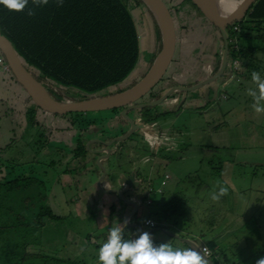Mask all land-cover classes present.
Here are the masks:
<instances>
[{"label":"rangeland","instance_id":"rangeland-1","mask_svg":"<svg viewBox=\"0 0 264 264\" xmlns=\"http://www.w3.org/2000/svg\"><path fill=\"white\" fill-rule=\"evenodd\" d=\"M160 2L168 11L174 27L175 53L166 74L153 91L141 100L142 104L152 103L168 89L197 85L212 77L211 75L216 70L215 65L205 64L210 61V57L215 59L214 50L206 53L201 49L197 52L198 55L195 54L193 64H189V60H184L179 68L180 61L177 60L180 45L178 26L187 28L190 19L203 17L192 7L189 0L178 2L160 0ZM218 11L224 13L225 9H218ZM131 13L136 23L137 33L141 35L142 40L139 42L141 50L138 63L124 82L127 84L140 82L148 73L149 64L154 56L153 52L156 51L155 38L158 37L153 17L143 6L138 9L133 7ZM205 21L203 20V22ZM242 25L240 33L236 35L240 44L250 48L261 46L262 43L254 40L258 35L256 31L254 29L248 30L247 24ZM201 34L203 33H199V35ZM217 36L219 37V34ZM218 43L219 59L221 60L224 45L220 41ZM209 46H212V43ZM254 57H259L264 61L263 53ZM239 61L243 60L239 59ZM228 62H230V59ZM213 64H216V62ZM242 70H244L243 62H241L239 71L234 72L232 80H229L228 76L225 77L224 74L215 83L218 96L216 101L212 103H208L205 99V103H200L191 109L187 107L186 103V106L184 105L182 109L176 108L184 100H199L202 91L197 90L191 93L174 94L158 106L130 112L129 117L139 119V124L143 127L144 133L137 127L138 132L136 134L119 144L121 147L126 146V149L131 142L137 144L135 146L137 150L140 147L138 151L128 150L131 154L128 153L126 156L132 161L121 162L123 163L121 171L131 173L136 169L133 165V162H135L139 165L138 170L143 175L142 179L149 176L155 177L156 179L152 181L154 185L156 184L155 187H164V189H168L167 191L170 194L167 193L162 198L157 193H153L152 200L155 202L158 200L169 201L171 198H175L180 203L181 213L186 214H179V217L175 216V218L172 216L165 221L168 223L171 218H174L177 219L180 228H183L185 224H189L193 230L194 235H190L177 229L173 224L167 226L169 229H163L166 234L160 235L157 239V245L168 242L174 248L185 249L188 248L182 242L185 239L199 243V246H201L202 241L211 244L215 240L216 244H212L215 252L220 258H222L221 255L227 256V259L222 262L223 264H256L259 258L264 257V221H261L260 218V216L264 218L262 198L259 197L256 200L257 209L252 208L254 214L250 220L245 224L240 223L238 225L233 223L232 218L227 224H209L212 221L216 223L212 216L205 223H196L195 219L190 217L194 215L195 207H202V203H199L200 201L195 198V200L193 199L192 209L186 210L187 205L184 198L191 200L194 192L201 193L205 185L212 183L207 178L212 168L214 169V171L212 170L213 173L218 175L219 168L221 174L224 165L231 163L235 165V188L246 192L251 191L250 197H253L255 192H264V114L257 115L251 108L253 101L247 95V89L253 87V84L250 80H244ZM229 71L230 69L226 70V72ZM253 71L257 70L252 68ZM257 72L262 74L264 69L258 68ZM0 81L3 82H0L2 84L0 89V163L5 164V167L0 166L3 173L0 177L7 179L6 182L16 181L19 184V189H21L15 195L9 192L11 196L8 199L7 206L13 208L15 213L10 221L8 218L4 222L6 226L18 224L16 215L22 213L27 217L22 227L29 228L28 225H30L31 219L29 216L37 218L42 207H49L54 215L61 218L59 221L44 219L46 227L42 231L43 233L40 230L39 233L33 235L27 231L25 235L20 230V232L11 234L9 240L13 244L18 243L27 246V251L30 254L36 253L42 256L56 257L57 253L62 250L63 245L71 239V231H75L83 237H86L92 231L96 233V218L99 214L90 209L89 218L85 223L75 218L73 209H79L81 201L85 197H82V192L77 190V187L64 182L68 180V175L72 179L76 178V172L69 174L67 171L73 165L76 150L72 148L74 144H77L78 135L76 132H80V126L82 128L93 126L91 129L95 128L97 130L108 123V120L103 121L100 119L112 115L100 113H90L87 116L79 115L82 119V124L79 125L76 124L77 115L74 113H66L58 117L42 109L26 91L17 87L16 80L12 74L6 73L4 66H0ZM62 91L70 97L81 95L78 91L71 89H63ZM222 96L226 98L223 99ZM212 99L213 96L210 95V100ZM71 121H75V123L70 124ZM90 121H93L95 125L90 124ZM150 121L155 124L151 126ZM147 122L148 125L146 126ZM126 130L127 127L122 128L120 132L124 133ZM97 131L95 134L98 135L100 131ZM107 132V130L104 131V133ZM141 132L145 136H142ZM111 133L114 135L117 134V131ZM90 136L89 134L86 138L88 139ZM92 141L93 139H90L85 147L87 153L83 157L86 160V165L85 169H80L79 175L86 170L87 172L93 171L90 164L93 163L92 160H95V158L90 157L89 160V156L92 155L90 154L91 151L88 150L90 146L93 152L96 151L92 146ZM66 143L68 145H65ZM132 146L134 145L130 147L134 149ZM115 157H112L113 161L109 168L113 174L115 173L113 167L117 168L119 163L118 158ZM7 161H10V164L7 165L6 163H9ZM245 161L247 163L244 164ZM86 166L88 167L86 168ZM117 175L116 172L114 176ZM166 175L168 179L170 177V180H166ZM95 176L92 180L93 183L97 184L100 179L97 178V173ZM219 179H221L220 175ZM143 180V188L146 194L149 186L145 178ZM155 180L157 181L154 182ZM176 181L177 185L175 184ZM219 182L221 181L219 180ZM114 185L122 190L124 195L128 194V190L135 189V187H129L126 183L124 185L123 183L122 185ZM185 185L186 187H184ZM222 185L225 186L224 183ZM186 195H189L187 196L189 199L185 197ZM15 196L18 197L15 198ZM115 199L116 206L120 208H127L126 201L132 200L130 198H125L126 201L122 198ZM158 210L159 206L156 204L149 208L145 206V215L141 222L145 231L152 230V228L145 225V220L149 214L153 215L154 213L153 218L157 222L161 221V217H155ZM25 212L26 214H24ZM238 216L244 217L242 214ZM185 220L187 221L185 222ZM39 223L41 221L36 226H39ZM31 226L35 225L31 224ZM156 227H159L158 224ZM211 227L215 228L212 229ZM223 234L226 239H218ZM201 235H205V237L201 239ZM174 237H179L182 241ZM96 238L100 239L98 240L100 244L103 243V237L98 236ZM97 253L98 251L92 247L87 256H95ZM208 258L215 264L218 263L219 259L215 257L213 252ZM96 263L97 259H95L94 264Z\"/></svg>","mask_w":264,"mask_h":264},{"label":"trees","instance_id":"trees-1","mask_svg":"<svg viewBox=\"0 0 264 264\" xmlns=\"http://www.w3.org/2000/svg\"><path fill=\"white\" fill-rule=\"evenodd\" d=\"M190 3L203 17L197 7ZM140 6L147 10L141 0H63L62 7L57 6V0H49L48 5L36 9L31 17L26 14L27 9L17 13L0 6V32L50 96L57 101H66L63 100V89L95 95L123 83L134 71L140 57V41L131 12L133 7ZM232 12L234 10L225 9L221 15ZM242 24H247L248 30L254 29L258 34L254 40L262 43L261 46L246 47L240 44L236 34L232 35L237 38L238 49L230 44L229 59H241L245 64L247 61L253 62L255 55L264 54V0H258L243 21L232 25L231 33L235 26L242 29ZM157 32L158 48L148 70L161 51L158 28ZM86 153L84 148L79 147L76 157H83ZM7 162V165L10 164V161ZM218 173L216 177L220 175V168ZM6 180L0 177V264H75L57 257L30 254L27 246L10 242L9 236L15 232L21 230L25 235L27 231L36 235L43 231L46 225L44 219L59 221L61 218L54 215L49 207H42L37 218L29 216V228L22 227L27 219L22 213L16 215L18 224L6 226L4 221L8 218L10 221L15 213L13 208L7 206L11 196L9 192L15 195L21 190L16 181ZM179 205V201L173 198L155 213V217H161L160 228H164L166 219L186 215L181 213ZM39 221L41 223L36 226Z\"/></svg>","mask_w":264,"mask_h":264},{"label":"crops","instance_id":"crops-1","mask_svg":"<svg viewBox=\"0 0 264 264\" xmlns=\"http://www.w3.org/2000/svg\"><path fill=\"white\" fill-rule=\"evenodd\" d=\"M171 1L178 2V1H182V0H171ZM138 8H140V7H136V9H138ZM153 20L155 23L154 26L156 27V30H157L158 26L156 24L154 17H153ZM203 20H206V19L204 17L199 18V19H193L192 18V19H190L189 26L187 28H182V27L178 26V29H179L178 32L180 34V37H179L180 38V45H179L178 57H177V60L180 61V63L178 64L179 68L182 66L181 63L184 60H186V61L189 60V64L190 63L193 64L195 62L194 56H195V54L198 55L197 52H199V49H201V51L203 50L206 53L212 52L214 50V53H215L214 55L219 54L218 53V51H219L218 41L221 42V37H220V35H219V37L217 36L219 33H217V32L215 33L214 28L212 27V25L207 20L205 22H203ZM173 31H174V27H173ZM201 32L203 34L199 35V33H201ZM204 32H206V33H204ZM174 34H175V32H174ZM155 39H156L155 48L157 50L158 42H157V38H155ZM174 43H175V36H174ZM211 43H212V46H209V45H211ZM155 52H153V53L155 54ZM174 53H175V45H174ZM174 53H173V56H174ZM200 53H203V52H200ZM0 57L3 58V55L1 54ZM209 59H210V61H208V62H211V63L206 62L205 64L215 65V64H213L216 62L215 59L211 58V57ZM3 60H4V62H6L4 58H3ZM263 65H264V61H262L259 57L258 58L255 57L253 59V62H251V63L249 61H247L244 64V62H243L244 70H242V75L244 77V80L245 81H247V80L251 81L252 68H254V69H256V68L262 69L263 68L264 69ZM0 66H2V65L0 64ZM249 68H250V70L248 71ZM8 74H10V73H8ZM261 76L264 77V73H262ZM0 82H2V81H0ZM17 87L21 88L18 85V83H17ZM1 88H2V84L0 83V89ZM222 98L225 99L226 97L224 98L222 96ZM200 99L201 98H199V100H196V101H191V100L186 101L187 107H190V109H191L193 106L200 104L201 103ZM131 145H133V144L130 143V145H127V149H126V146L125 147L118 146V147L112 148L113 152L114 151L118 152L117 150H119L118 153H120V152L122 153L121 156H119V157H117V155H115V156L118 158V161H119L117 168L119 169L120 175H122L121 179H122L123 185L125 183V179L123 178V176H128L131 173H129L127 171H124V172L121 171V166H123V163L128 161V160L132 161L128 156H126L128 153L131 154V152H129L128 150H131V151L137 150L135 148V146H132L134 148V149H132L130 147ZM74 148H75V144H74V147L72 149H74ZM139 149H140V147H139ZM71 152L73 153V151H71ZM73 160H74L73 165L71 168L68 169L67 172L69 174L76 172V178L72 179L71 176L68 175L67 176L68 180L65 181L64 183L77 187V190L82 192V197H85V199L83 198L81 201V204H80L81 207H79V209H77V210L73 209L74 217L77 218L78 220H81L82 223H85L89 218L88 216H89L90 211H91L90 209H92V211L94 210L97 214H99L96 218V221H97L96 226H95L96 233H93V231H92L91 233L87 234L86 237H83L80 234L76 233L75 231L74 232L71 231L70 232L72 234L71 239L68 240L67 243L63 245L62 250H60V252L57 253L56 257L60 258V259H64V260H69L71 262L75 261L76 264H94L95 259H97V255H95V256H93V255L89 256L88 255L87 256V253L92 249V247H94L98 251L99 247L106 241L109 229L114 224H116L117 222L122 223L124 221V218H121L119 216V214L122 215V214H124V212L130 213L133 211V209H131V208L127 209L124 207L120 208V207L116 206V203H115L116 199L115 198H120V196L118 194H115L114 192L112 193V191H113L112 189L118 188V187L115 186L114 184H111L110 181H108L106 179L103 180L101 183V187H100L98 185V183L97 184L93 183V180L88 181L87 175L85 178V174H86L87 170L85 172L81 173V175H79L80 171H81L80 169H82V170L85 169L86 161L84 160V157L77 158L76 156H74ZM111 160H113V159H111ZM121 162H123V163H121ZM102 163L109 170V168L111 167V164H109L110 162L109 161H103ZM133 163H134L133 164L134 167H136V169L134 171H137L139 173V175H141L143 177L141 172H139V170H138L139 165H137L135 162H133ZM245 163H247V161H245L244 164ZM233 164L234 163L224 165L223 171L220 174L221 179H219V177H216V175H214V173H213L214 169L212 168L211 171L209 172V174L207 175V178H209L210 182H212V183L210 185H205V187L201 193H198L197 191L194 192V195L191 198V200L187 197L189 195L185 196L189 199V200H186L184 198L185 203L187 205L186 210L192 209V205L194 204L193 199L195 200V198H197L200 201L199 203H202V207H200V208L195 207V212L193 213L194 215L190 217V218H194L196 223H199V222L205 223L207 221V219L212 216V218H214L216 220V223L214 221H212V223H209V224H213V223H214V225L215 224L219 225V224H223V223L227 224V222L229 223V221H231V218L233 219V223H235V225H238L240 223L245 224L250 220L251 216L254 214L252 212V210L257 209L255 202L259 197L262 198V200H263V205H262L263 210L262 211L264 213V192H258V193L255 192L253 197H250L252 194L251 191L246 192L245 190H238L237 188H235V186H234V180H235V174H234L235 169L234 168H235V165H233ZM90 165L92 166V164H90ZM87 167L88 166H86V168ZM67 172H66V174H67ZM99 176L100 175H98L97 178H99ZM79 177H81V178H79ZM166 177H167V175H166ZM144 178H145V181L148 184L149 188H148V191L143 198V201L139 200L137 193L128 192L127 195L123 194L125 198H130V199H134L135 201H137L138 205L140 206V209H139L137 215L129 220L130 224H134V223L141 224L143 217L145 215V212H144L145 206L149 208L150 206H153L154 204H156L159 206V209H160L163 205H165L168 202V200H166V201H159L158 200L156 202L153 201L152 200L153 193H157L160 197L162 196V198H163L164 196L167 195V193L169 195L170 192L167 191L168 189H164V187H160V186L155 187L156 184L154 185L152 183L153 179H156L155 177L153 178L152 176H149V177H144ZM150 178H151V180H150ZM166 180H170V177H169V179L166 178ZM219 180L221 181L220 182L221 184L224 183L225 187L228 188V194L226 196L222 197L219 201H213L211 199V196H212L214 190L218 191V189L215 188V185ZM156 181L157 180H155L154 182H156ZM122 183H120V184L122 185ZM175 184L176 185L178 184L177 181ZM184 187H186V185ZM150 188H152L154 192L150 193L149 192ZM170 189H171V187H170ZM158 191H162V193H159ZM83 193H85V194L83 195ZM249 193H250V195H249ZM79 197H81V196H79ZM251 198H252V200H251ZM248 199H250V200H248ZM240 202H241V204H240ZM257 212H258V210H257ZM239 214H242L244 217L238 216ZM153 215H154V213H153ZM153 215L149 214V216L146 218L145 221L152 220V221H155L158 224V226H160V223L157 222L153 218ZM90 216L93 218L92 215H90ZM174 218H171L168 223L166 222L165 224H163L164 228L156 227V228H152V230H150V231L156 230V231H154L155 233H153V232L151 233L155 245L158 244L157 239L160 237V235L164 234V233H162L161 230L162 229H169V227H167V226H170L172 224L174 227L181 230L182 232H185L186 234L194 235L193 230L190 228L189 224H185V226L183 228H180V226L178 225V221H176ZM260 218H261V221H264V218L262 216H260ZM186 221L187 220H185V222ZM189 221H192V220H189ZM45 227H46V225H45ZM45 227L43 228V231H44ZM211 228L214 229L215 227L214 228L211 227ZM128 230L129 229L126 227V229H125L126 238H128V233H127ZM98 236L103 237L102 238V242H103L102 244H100L98 241L100 239L96 238ZM203 237H205V235H201V239ZM218 239H226V237L223 234V235L219 236ZM201 243H202L200 246L201 249L204 247H208L210 249L211 253L213 252L215 257H217L219 259L218 260L219 263L223 264L222 262H224L227 259V256L225 257V255H221L222 258H220L218 256V254L215 252V249L212 246L213 243L216 244L215 240L211 244L206 243L204 241H202ZM197 244L199 245V243H197ZM81 247L84 248L83 252L80 251ZM82 260H84V261H82Z\"/></svg>","mask_w":264,"mask_h":264},{"label":"water","instance_id":"water-1","mask_svg":"<svg viewBox=\"0 0 264 264\" xmlns=\"http://www.w3.org/2000/svg\"><path fill=\"white\" fill-rule=\"evenodd\" d=\"M141 1L156 21L161 36V51L155 58L148 73L140 82H138L129 90L109 97L86 99L78 102L55 100L50 96L45 86L37 81L36 78H34L32 74L27 70L24 62L16 53L13 45L0 32V52L6 61L5 63L9 66L11 74L15 78L18 85L24 91H26V93L32 99H34L39 106H42L45 110L53 114L63 115L66 113H93L128 107L122 112V116L126 121L129 122L131 126L130 131L126 135L118 137L109 143H102V146H104L105 148H110L111 146H113V144L116 143H122L129 139L133 135V133H135L136 126L134 124V121L127 116L128 112L155 107L162 104L166 99L174 94L191 93L197 90L202 91V95L200 96L201 103H205V99L206 101H208V103L216 101L218 96V89L215 86V83L225 74L229 59L230 46L227 30L235 23L243 21L258 0H190L202 13L203 17L219 31V35L224 44L219 70L212 77L202 81L197 85L187 88H171L165 91L159 99L153 101L152 103L134 105V103L151 92L161 81L172 62L174 53V31L168 11L160 2V0ZM218 9H231L234 10V12L228 13L226 15H221V12H219ZM141 40L142 37L141 35H139V41ZM228 68L231 70L230 74L228 75V79L230 80L233 76V70L231 65L228 66ZM81 94L88 95L85 93ZM211 94L213 96L212 100H210L209 98ZM185 103V100L182 101L180 106L176 108L182 109ZM88 150L91 151L90 154L92 156L98 157V159L96 160V166L102 174L98 182V185L100 187L102 181L105 180L108 176H110L109 178L114 182V184L116 183L115 180L117 178H122L118 168L113 167L115 173L117 172L118 174L117 176H114L115 173L113 174V172L111 170H108L102 163L103 161H109L111 164V161H113L111 160L113 156L110 149H102L93 152L89 146ZM110 173L111 175H109ZM91 174L92 176H94V171H91ZM123 178L126 179V177ZM133 181L134 177L126 180V184L129 187H132ZM120 183H122V181L119 182V184ZM113 192L115 194H118L120 198L126 201L124 195L120 191H112V193ZM143 198V196H139L140 201H143ZM126 205L128 206L127 209L131 208L133 209V211L130 213L124 212V214H119V216L121 218H124V220H130L137 215L140 206L138 205L137 201L133 199L126 201ZM127 227L129 228L128 238H136L138 231H145L144 227L139 223H134L131 225L130 223H128ZM154 231L156 230L149 231V233L151 234ZM161 231L162 233L166 234L163 229ZM174 238L177 240H181L179 237ZM182 242L185 243L188 247H192L196 251L201 250V247L194 241L185 239ZM207 259L210 261V264H214V262L211 261L208 257Z\"/></svg>","mask_w":264,"mask_h":264},{"label":"clouds","instance_id":"clouds-1","mask_svg":"<svg viewBox=\"0 0 264 264\" xmlns=\"http://www.w3.org/2000/svg\"><path fill=\"white\" fill-rule=\"evenodd\" d=\"M49 0H0L9 12H24L27 15H35L36 9L48 5ZM57 6H63V0H57ZM253 87L247 89V95L252 98L251 108L259 115L264 114V77L257 71L251 73ZM211 196L213 201H219L228 194V188L219 181L216 183ZM130 221L125 219L117 222L108 232L106 241L99 247L97 264H210L207 259L208 249L200 251L192 247L181 249L174 248L170 243L155 245L152 235L147 232H139L136 238H126L125 229ZM81 252L84 248L81 247ZM256 264H264V257L259 258Z\"/></svg>","mask_w":264,"mask_h":264},{"label":"flooded vegetation","instance_id":"flooded-vegetation-1","mask_svg":"<svg viewBox=\"0 0 264 264\" xmlns=\"http://www.w3.org/2000/svg\"><path fill=\"white\" fill-rule=\"evenodd\" d=\"M211 24V23H210ZM212 27L214 28V31H215V33L217 32V33H219V31H218V29L216 28V27H214L213 25H212ZM227 32H228V40H230V37H231V31H230V27L228 28V30H227ZM221 42H222V44H223V41H222V39H221ZM224 45V44H223ZM229 46H230V43H229ZM230 53V52H229ZM214 58V57H213ZM230 58V57H229ZM229 60V59H228ZM215 61H216V64H215V66L214 67H216V70L214 71V73H213V75L219 70V67H220V63H221V60L219 59V54H217V55H215ZM218 61V62H217ZM208 63H211V62H208ZM231 65V61L230 62H228V65H227V68H226V70H228L229 68H228V66H230ZM226 70H225V77H227L229 74H230V71L229 72H226ZM233 74H234V72H233ZM213 75H211V76H213ZM231 79H233V78H231ZM230 79V80H231ZM138 83V82H137ZM137 83H132V82H130L129 84H127V83H122V84H119V85H117V86H114V87H112V88H110V89H107V90H104V91H102V92H100V93H98V94H96V95H93V96H90V95H84V94H81V95H78V97L77 96H75V97H70L68 94H66V93H64V92H62V94H63V100H65L66 99V101H69V102H78V101H83V100H86V99H94V98H104V97H109V96H113V95H117V94H120V93H122V92H124V91H126V90H129L130 88H132V87H134ZM153 91V90H152ZM145 97V96H144ZM143 97V98H144ZM143 98H141L140 100H138L136 103H134V105H140V104H142L141 103V100L143 99ZM160 97H158L157 99H159ZM128 107H124V108H120V109H115V110H109V111H101V112H93V113H100V114H111L112 116H110V117H105V118H103V119H100V120H103V121H107L108 120V123L106 124V126H103V127H100V128H98L97 130L95 129V128H93V129H91V127H93V126H87L86 128H82L81 126H80V132H76V134L78 135V139H77V144H75V150H77L79 147H82V148H84V150H86V145H87V143H88V141H90V139H93V141H92V146H93V148H94V150H104V149H110L111 151H112V148L113 147H118V146H120L119 144L120 143H116V144H113V146H111L110 148H105L104 146H102V143H109V142H111V141H113V140H115L116 138H118V137H122V136H124V135H126L129 131H130V129H131V126H130V124H129V122L128 121H126L124 118H123V116H122V112L125 110V109H127ZM129 113L130 112H128L127 113V116L129 117ZM75 115H77L76 116V124H79V125H81L82 124V119L79 117V115H83V116H87V115H89L90 113H74ZM55 115H57L58 117H61L59 114H55ZM130 118V117H129ZM71 119H73V118H71ZM106 119V120H105ZM130 119H132L133 121H134V124H135V126H136V131H135V133H133V135L134 134H136V132H138L137 130H138V128L137 127H139V130L141 131L142 130V126L139 124V119H135V118H130ZM70 123V122H69ZM75 123V121H71V123L70 124H74ZM90 124H94L95 125V123H93V121L91 122L90 121ZM89 124V125H90ZM155 123H153V121L151 122L150 121V125L152 126V125H154ZM146 126L148 125V122L145 124ZM150 126V127H151ZM127 127V130L123 133V132H120V130L122 129V128H126ZM149 127V128H150ZM105 130H107L108 132L107 133H104V131ZM99 132L100 131V133L97 135V134H95V132ZM114 131H117V134H114V135H112V133L111 132H114ZM142 132L144 133V130H142ZM141 132V134H142V136H145V134H143ZM89 134L91 135L88 139L86 138L87 136H89ZM132 135V136H133ZM85 137V138H84ZM142 142H144V141H142ZM132 143V142H131ZM134 146H136L137 144H135V143H132ZM65 145H68V143H66ZM73 149V150H74ZM118 152H119V150H117ZM118 152H116V151H112V156H115V155H117V157H119V156H121V152L120 153H118ZM115 153V154H114ZM114 154V155H113ZM75 156H76V154H75ZM90 157L91 158H95V160H92L93 161V164H92V168H93V171H94V176H92V174H91V172H86V174H85V178H86V175H87V179H88V181L89 180H92L93 178H95L96 176V173L98 174V175H100L99 176V178L98 179H100V177H101V172L99 171V169H98V167L96 166V160L98 159V157L97 156H89V160H90ZM85 160V159H84ZM86 161V160H85ZM110 164V163H109ZM135 170V169H134ZM132 171L131 172V174L130 175H128V176H126V179H125V183H126V180H129L130 178H132V177H134V181L132 182V187H135V189H132V190H128L130 193L132 192V193H137V195L138 196H145V190H144V188H143V179H142V176L141 175H139V173L137 172V171ZM86 180V179H85ZM107 180L108 181H110L111 182V184H114V182L112 181V180H110V178L108 177L107 178ZM116 185H119V182L120 181H122V179L120 178H117L116 180ZM137 187V188H136ZM113 191H121L122 192V190H120L119 188H113L112 189ZM133 190H135V191H133Z\"/></svg>","mask_w":264,"mask_h":264},{"label":"built area","instance_id":"built-area-1","mask_svg":"<svg viewBox=\"0 0 264 264\" xmlns=\"http://www.w3.org/2000/svg\"><path fill=\"white\" fill-rule=\"evenodd\" d=\"M240 31H241V28H240L239 26H235V27H233V29H232V33H233L234 35H235V34L237 35L238 33H240ZM231 36H232V35H231ZM229 43H230V44H233V46L235 47V49H238V45H237L238 41H237L236 36H232L231 39L229 40ZM0 64H1L2 66H4V69H5V71H6L7 73H10V69H9V67L5 64L3 58H1V57H0ZM240 66H241V62H240L239 60H236V61L233 60V61H231V67H232L233 72H238ZM166 178L168 179V177H166ZM149 192L152 193V192H153V189L150 188V189H149ZM158 192L161 193V191H158ZM145 225H146L147 227H149V228H156V226H157V224H156L154 221H152V220H148V221H146ZM204 248H205V247H204ZM206 248L208 249V255H207V257H209V256H211L212 253H211V251H210V249H209L208 247H206Z\"/></svg>","mask_w":264,"mask_h":264}]
</instances>
